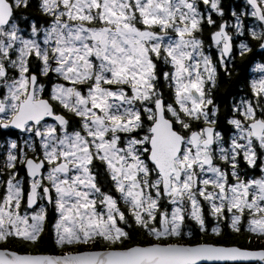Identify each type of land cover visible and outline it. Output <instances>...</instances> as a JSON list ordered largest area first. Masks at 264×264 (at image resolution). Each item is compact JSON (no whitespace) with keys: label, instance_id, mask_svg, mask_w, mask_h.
Segmentation results:
<instances>
[{"label":"snow or ice","instance_id":"6c2138e0","mask_svg":"<svg viewBox=\"0 0 264 264\" xmlns=\"http://www.w3.org/2000/svg\"><path fill=\"white\" fill-rule=\"evenodd\" d=\"M213 13L222 0H0V131L18 133L0 264H264V63L247 96H216L252 52L235 36L264 50V0L230 9L232 32ZM46 225L88 250L39 251Z\"/></svg>","mask_w":264,"mask_h":264},{"label":"trees","instance_id":"16d2710c","mask_svg":"<svg viewBox=\"0 0 264 264\" xmlns=\"http://www.w3.org/2000/svg\"><path fill=\"white\" fill-rule=\"evenodd\" d=\"M222 4L225 6V16L223 18H226V20L228 18H230L229 14H228L230 9L235 8L237 11H239L242 7H244L243 4H241L240 2H237L236 0H222ZM213 19L218 24L222 18L217 16L215 13H213ZM213 30H215L214 27L206 28L205 29V37H207L208 33L213 31ZM253 45L257 46V50H259L258 49L259 46L256 42L253 43ZM251 47H252V44H251ZM254 52L255 51L253 49L251 53L246 54V57L244 58L243 61H241L240 57L237 56L235 63L232 65V67H234L236 69V71L233 73V76L231 77V79H222L221 80V82H220L221 86H220L219 90L216 92V96L218 97V100L221 103L222 108L226 104H231L230 99L232 97L235 98V96L238 97L239 95L244 96L243 93H245V94L249 93V89L246 88L248 85L246 70L248 68V65L250 63H252L254 60ZM261 57H263L262 54H260V55L258 54L255 57V59L257 60ZM250 174L258 176L260 173H259V171H256V172L250 173ZM208 225L210 226L211 223L208 222ZM195 230L197 231V229H195ZM200 238H201V234L197 231V233H195V239L199 240ZM204 239H217V238L208 235V236H205ZM223 239L229 243H234V242H238V241L243 242L244 241V235H241V236L225 235L223 237ZM36 248L39 249V251L46 252V253H48V252L61 253L62 252V251H60V248H57L54 245V243L51 241L47 225L45 227L44 239L41 241L40 245L36 246ZM66 250H72V251L79 250V251H81V246H79V247L76 246V247L71 248V249H64V251H66Z\"/></svg>","mask_w":264,"mask_h":264},{"label":"rangeland","instance_id":"374dc122","mask_svg":"<svg viewBox=\"0 0 264 264\" xmlns=\"http://www.w3.org/2000/svg\"><path fill=\"white\" fill-rule=\"evenodd\" d=\"M236 1L237 2H240L243 5L245 4V0H236ZM227 21H228V24H229V27L227 29L229 30V32H232V28L230 27V25L232 23H234V21L231 18H229ZM245 23H246L247 26H252L255 23V21L253 20V18H250L249 17V18H247L245 20ZM246 34L247 33H245L243 36H235L234 39H236L237 41H241V40L244 39V36ZM214 51H215V49L213 48V55L215 56L216 55V52L214 53ZM260 51H261V54H262L263 57L259 58L258 61H257V63H264V50H261L260 49ZM246 73H247V83H249L252 79L258 78L259 75H260V72H259L258 69L255 68V64L254 63H250L248 65V68L246 70ZM248 94L249 93H247V94L243 93L244 96H247ZM236 98L237 97L235 96V99ZM7 139H12V138H7ZM3 151H4V142L3 143H0V153H3ZM0 189H2V187H0ZM208 222L211 223V225H212V221L210 219L208 220ZM211 225L209 226V228L211 227ZM188 227L193 230L194 234L197 233V231L195 230L196 229L195 226L191 222H188ZM74 247H76V246H73L72 248H74ZM84 247L88 248L87 246H84ZM84 250H88V249H84ZM60 251H64V249H60ZM81 251H83V250H81ZM55 253H57V252H55Z\"/></svg>","mask_w":264,"mask_h":264},{"label":"flooded vegetation","instance_id":"af4514ba","mask_svg":"<svg viewBox=\"0 0 264 264\" xmlns=\"http://www.w3.org/2000/svg\"><path fill=\"white\" fill-rule=\"evenodd\" d=\"M228 30V29H227ZM229 31V30H228ZM243 41H245L246 43H249L250 44V46H251V44H252V50L254 49V60H253V62L252 63H254L255 62V57L259 54L260 55V52H259V50H257V46H254L253 45V43H255V41H252L251 39H250V37L246 34L245 36H244V39H243ZM240 41H237L236 39H234V41H233V43H234V46L235 45H238V43H239ZM206 43H207V41H206ZM234 52H235V47H234ZM214 53H215V51H214ZM247 89H248V87H246ZM240 96V95H239ZM239 96L237 97V99L236 100H238V98H239ZM234 97H232L231 99H230V102L232 103V99H233ZM17 136H18V133H16V134H13V133H10V132H7V131H0V143H3L4 142V140L5 139H7V138H12V139H16L17 138ZM0 160H2V153H0ZM21 174H23V173H21ZM3 191V189H0V192H2ZM84 249H88V248H86V247H84V246H81V250H84Z\"/></svg>","mask_w":264,"mask_h":264},{"label":"water","instance_id":"95a60500","mask_svg":"<svg viewBox=\"0 0 264 264\" xmlns=\"http://www.w3.org/2000/svg\"><path fill=\"white\" fill-rule=\"evenodd\" d=\"M83 251H84V250H83ZM48 253H50V254H56V255L61 254V253H55V252H48Z\"/></svg>","mask_w":264,"mask_h":264}]
</instances>
